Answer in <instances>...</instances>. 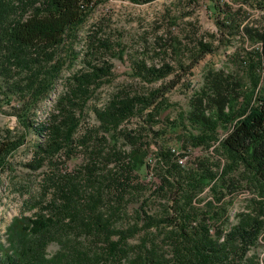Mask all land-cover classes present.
I'll return each instance as SVG.
<instances>
[{"label": "trees", "instance_id": "obj_1", "mask_svg": "<svg viewBox=\"0 0 264 264\" xmlns=\"http://www.w3.org/2000/svg\"><path fill=\"white\" fill-rule=\"evenodd\" d=\"M237 1L264 9V0ZM94 2L0 0V107L3 100L24 96L18 121L25 132L37 137L35 157L77 147V90L85 92L90 83L109 74L105 61L91 63L84 73L73 72L67 81L69 92L57 97L55 110L45 119L35 120L34 109L49 96L60 75L63 60L58 49L66 37H76ZM223 5L217 2L213 6L217 23L225 30L240 31L258 44L245 55L246 60L256 56L259 71H254L252 60L248 62L251 85L244 92L229 86L221 73L206 74L178 122L185 132L180 135L182 149L214 146L224 159L223 165L212 162L211 156L181 165L178 157H185V151L175 153L159 144V183L153 192L168 196L167 203L160 214H149L141 201L136 221L120 229L113 227L110 212L105 215L97 210L99 194H91L87 202L77 205V171L71 177L62 176V182L55 184V197L41 206L34 218L15 217L6 227L7 245L0 242V264H260L255 249L264 232V27L237 22L239 8L231 10L227 3ZM90 38V47L94 41L104 44L94 34ZM197 43V58L211 51L209 42L200 39ZM70 54L72 60L77 59L72 48ZM172 71L167 63L156 66L141 62L134 67L136 76L151 82L164 79ZM175 82L172 78L142 91L122 89L93 108L99 127L110 132L114 142L122 139L128 145L127 152L117 149L115 143L105 152L108 162L119 163L120 171L110 182L118 199L127 188L138 187L132 182L134 175L150 168L144 160L150 144L143 140V132L156 133L154 118L163 107L165 92ZM234 84L241 86L239 81ZM135 116L138 120L126 125ZM87 136L83 134L80 141ZM22 137L0 140V171L9 169L7 158L22 144ZM35 157L27 167L40 166V158ZM90 167L85 165L87 180L94 175L95 165ZM235 171L256 190L257 197L235 214L233 223L225 206L212 210L208 202L204 208L195 207L194 198L206 187L214 191L215 186L233 187L228 177ZM77 223L83 231L99 237L101 246L90 251L61 240V248L47 256L49 242L60 239L58 234L66 233L65 227L77 228Z\"/></svg>", "mask_w": 264, "mask_h": 264}, {"label": "rangeland", "instance_id": "obj_2", "mask_svg": "<svg viewBox=\"0 0 264 264\" xmlns=\"http://www.w3.org/2000/svg\"><path fill=\"white\" fill-rule=\"evenodd\" d=\"M219 3L224 8L227 3L231 10L237 11L235 18L241 24H252L264 27V9L250 2L242 3L237 0H95L86 20L77 29L76 37L68 36L64 44L58 49V57L63 64L60 75L54 83L48 97L38 102L35 120L41 121L53 110L54 102L61 94L69 92L67 83L69 76L77 71L81 74L89 70L91 63L105 61L109 64V74L100 81H93L88 89L77 90V114L79 125L77 128V147L69 151L61 150L55 155L41 153L33 154L37 137L32 132H25L18 121V110L24 102V96L15 95L11 100H3L0 107V140L8 137H22V144L7 160L9 169L0 171V242L7 245L6 227L15 217L34 218L41 206L48 204L55 197V184L62 182V176L71 177L77 171V205L90 199L91 194H99L97 210L108 215L112 214V224L115 228H124L136 221L140 202L146 203L149 214L163 210L168 196L153 192L159 183V160L156 147L162 144L166 148H174L177 152L187 155L179 162L190 165L194 158L211 156L212 162L221 164L224 159L219 156L214 146L189 147L182 149L180 135L185 132L178 125L180 114L187 110L189 97L200 90L208 73H221L229 86L244 92L251 85L249 68L251 60L256 65V56L246 60L245 52L257 48V43L236 30H225L217 23V11L214 4ZM90 34L104 44L94 41L90 47ZM203 39L211 44V51H207L197 58L198 40ZM71 48L77 52V59L72 60ZM197 58V60H195ZM195 60V61H194ZM247 61V62H246ZM160 65L167 63L172 72L159 81H148L134 74V67L141 63ZM249 62V63H248ZM176 80L174 85L164 94L161 111L156 116L155 134L143 132V140L149 144L145 161L150 168L142 169L134 175L132 182L138 187L127 188L119 196H114L110 182L120 171L116 160L107 161L105 152L114 143L117 149L128 151V145L118 139L114 142L111 133H106L99 127L93 108L102 106L112 94L122 89L142 91L161 83ZM240 82L241 86L234 82ZM99 83V84H98ZM242 88V89H239ZM136 116L126 123L134 124ZM7 130L10 132L8 133ZM88 136L83 141V134ZM222 135L223 131H219ZM40 156V157H39ZM33 157L40 158L37 169L27 167ZM110 158V157H108ZM112 160V161H111ZM95 165L94 175L87 180L85 165ZM90 167V168H91ZM215 168V165H211ZM134 174V173H133ZM228 177L231 185L219 189L206 187L194 198L197 208H204L211 202L212 210L225 206L231 223L235 221V214L245 210L246 204L257 197L256 190L247 185L246 181L232 172ZM119 194V195H120ZM218 197V199H217ZM110 206H113L111 208ZM51 210V209H50ZM52 211V210H51ZM49 212V211H48ZM67 229L60 239H53L46 248L47 256H52L61 248V240L65 245H76L87 250H97L100 238L92 233L83 231L77 223V228ZM57 234V233H56ZM262 256L264 264V232L255 249Z\"/></svg>", "mask_w": 264, "mask_h": 264}, {"label": "built area", "instance_id": "obj_3", "mask_svg": "<svg viewBox=\"0 0 264 264\" xmlns=\"http://www.w3.org/2000/svg\"><path fill=\"white\" fill-rule=\"evenodd\" d=\"M171 150H172L173 152H175V153H178L177 151H175L174 148H171ZM183 158H184V157H178V161H179V162H182V159H183ZM259 262H260V264H263V258H262V256L259 257Z\"/></svg>", "mask_w": 264, "mask_h": 264}]
</instances>
